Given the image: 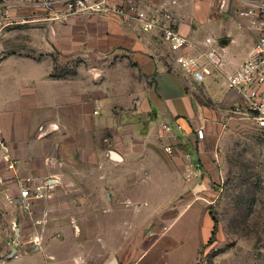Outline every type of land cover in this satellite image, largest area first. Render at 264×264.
<instances>
[{
	"label": "crops",
	"instance_id": "1",
	"mask_svg": "<svg viewBox=\"0 0 264 264\" xmlns=\"http://www.w3.org/2000/svg\"><path fill=\"white\" fill-rule=\"evenodd\" d=\"M53 1L56 4L49 11L28 0H0L13 19L7 27L0 20V127L16 162L14 172L0 167V264H107L112 259L118 264L123 260L124 264H169L168 252L180 245L169 236L173 223L165 227L153 222L150 230L145 221L124 234L131 196L137 200L141 193L144 197L151 193L153 204L166 201L156 209L160 220L171 212L178 219L193 203H202L210 224L207 234L202 233L197 264L214 231L207 207L215 199L212 187L219 184L214 158L225 124L192 96V83L175 61L177 53L158 32L145 33L138 23L115 16L71 14L55 19L66 9L64 0ZM106 1L134 2L152 10L165 5L177 30L194 44L193 50L201 51L198 58L208 72L201 85L214 82L207 67L212 65L220 79L215 85L222 105L232 104V90L248 106L245 96L229 87V78L254 51L261 16L253 3L264 0ZM97 107L101 109L95 114ZM56 122L65 124L71 139L74 134H99V144L110 143L112 149L102 153L103 146L90 150L102 158L103 167H109L107 177L90 179L83 173V178L44 179L41 173L25 171L28 155L36 151L26 145L27 140L38 134L42 124ZM168 146L172 154L166 152ZM70 151L78 161L77 151ZM110 152L118 154L121 162L112 160ZM65 164L77 170L76 164ZM90 169L84 164L82 171ZM25 179L43 194L29 206L18 188V181ZM84 181L107 187L102 190L107 208L89 217L93 223L84 225L82 219L73 230L63 218L68 195H58L57 189ZM89 201V195H83L71 202ZM134 208L138 213L142 206ZM27 217L34 224L31 228L21 225ZM95 234L96 247L121 255L115 253L109 260L104 254L92 256ZM13 239L18 246H11ZM14 248L18 259L12 256Z\"/></svg>",
	"mask_w": 264,
	"mask_h": 264
},
{
	"label": "rangeland",
	"instance_id": "2",
	"mask_svg": "<svg viewBox=\"0 0 264 264\" xmlns=\"http://www.w3.org/2000/svg\"><path fill=\"white\" fill-rule=\"evenodd\" d=\"M193 53L199 58L202 57L200 50H193ZM207 67L210 70L209 80L214 81L212 85L196 84L192 79L185 77L189 83H192V96L208 114L214 116L217 113L218 119L225 124L223 130L225 133L219 134L217 138V155L214 158L217 163L219 184L212 187L215 199L207 207L211 210L215 232L203 247L197 264H264V128L258 125L254 114L235 91L232 92L230 89L234 94L232 104L222 105L221 99L216 96L219 92L215 83L220 82L215 76L217 69L212 65ZM38 131V134H34L26 142V145L36 151L28 155L30 162L29 164L26 162L28 165L24 167L25 171L41 173L44 179L53 177L66 179L73 175L75 178H83V173L85 177L95 179L104 175L107 177L110 173L109 167L101 165L104 161L100 156L90 154V150L97 146H103L101 153L112 149L108 141L99 144V134H74L75 137L71 139L65 132V124L59 122L44 123ZM102 135L106 137L108 134L100 136ZM91 136L93 138H90ZM72 148L77 151L78 161H75L71 155ZM65 162L76 164L77 170H73ZM84 164H88L93 169L83 172ZM0 167L5 169L4 164H0ZM103 189L107 187L87 181L75 186L65 183L57 189L58 195H68L64 196L66 212L63 218L67 219L66 223L72 225V228L75 223H81L82 219L84 225L88 222L93 223L94 219L89 217L92 218L96 213L107 208L102 196ZM209 192V189L204 191V193ZM83 195H89V203L71 202L73 198ZM134 197L136 198L134 195L131 196L128 223L123 227L124 234L127 236L145 221L146 229L150 230L153 222L165 227H170L173 223L169 229V236L176 237L180 245L168 252L169 264H195L197 251L203 242L202 233L207 234L210 224V219L201 211L202 203H193L191 209L178 219L171 212V216L160 220L156 209L165 206L166 201L157 200V203L153 204L151 193H146L145 197L141 193L137 196V200H134ZM145 200L149 203L145 204ZM140 205L142 208L136 213L134 207ZM29 218L27 217V221L21 225L31 228L34 224ZM82 238L83 235L75 239L80 241ZM95 241L97 242L96 234L91 239L92 256L102 258L104 254L109 260L115 256V253L121 255L120 252L113 250L99 249ZM11 246H18L14 239ZM122 263L124 264V260Z\"/></svg>",
	"mask_w": 264,
	"mask_h": 264
},
{
	"label": "built area",
	"instance_id": "3",
	"mask_svg": "<svg viewBox=\"0 0 264 264\" xmlns=\"http://www.w3.org/2000/svg\"><path fill=\"white\" fill-rule=\"evenodd\" d=\"M28 1L49 11H52L56 4L53 0ZM63 4L66 9L65 15L61 18L54 16L55 19L63 20L71 14L115 16L122 21L138 23L145 33L158 32L169 45L170 50L177 53L175 61L181 73L185 77H191L198 84L204 83L208 72L193 53L194 44L177 30L172 15L165 5H162L160 9L152 10L150 7H141L134 2L126 5H113L106 0H64ZM253 8L261 16L257 23L259 33L256 45L251 57L229 78V87L245 96L248 108L254 114V119L260 127L264 128V1L253 3ZM0 20L4 22L3 27L11 25L13 20L9 9L2 5H0ZM100 109L97 107L94 113L98 114ZM165 150L169 154L173 153L170 146ZM0 164H4L13 172L16 171V162L12 158L10 146L1 127ZM18 188L28 206L33 201L43 198L40 187L31 185L30 179L19 180ZM13 258L18 259L19 255L14 254Z\"/></svg>",
	"mask_w": 264,
	"mask_h": 264
},
{
	"label": "water",
	"instance_id": "4",
	"mask_svg": "<svg viewBox=\"0 0 264 264\" xmlns=\"http://www.w3.org/2000/svg\"><path fill=\"white\" fill-rule=\"evenodd\" d=\"M109 157H110L112 160H114V161L121 162V157H120L118 154H116L115 152H110V153H109ZM15 251H16V249L14 248L12 256L15 254ZM107 264H118V262H117L116 259H112V260H111L110 262H108Z\"/></svg>",
	"mask_w": 264,
	"mask_h": 264
},
{
	"label": "trees",
	"instance_id": "5",
	"mask_svg": "<svg viewBox=\"0 0 264 264\" xmlns=\"http://www.w3.org/2000/svg\"><path fill=\"white\" fill-rule=\"evenodd\" d=\"M215 230L213 231V234H214Z\"/></svg>",
	"mask_w": 264,
	"mask_h": 264
}]
</instances>
